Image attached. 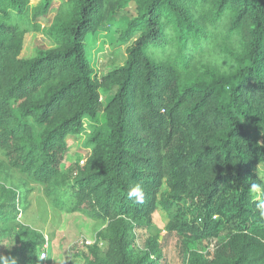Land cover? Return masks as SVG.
Returning a JSON list of instances; mask_svg holds the SVG:
<instances>
[{"label":"trees","instance_id":"1","mask_svg":"<svg viewBox=\"0 0 264 264\" xmlns=\"http://www.w3.org/2000/svg\"><path fill=\"white\" fill-rule=\"evenodd\" d=\"M52 1L0 0V151L25 177L0 178V264L42 263V234L15 222L29 184L104 221L107 251L87 247L86 264H164L169 242L184 264H264V0H65L54 46L21 58ZM130 3L126 59L99 76L87 34ZM78 135L73 173L60 166ZM137 184L141 203L127 198ZM160 207L166 233L138 248Z\"/></svg>","mask_w":264,"mask_h":264},{"label":"rangeland","instance_id":"2","mask_svg":"<svg viewBox=\"0 0 264 264\" xmlns=\"http://www.w3.org/2000/svg\"><path fill=\"white\" fill-rule=\"evenodd\" d=\"M38 0H31L34 5ZM65 0H53L52 6L45 17L39 18L41 32H29L24 36L23 48L20 57L32 58L41 49H49L54 45L45 35L46 30L52 22L55 12L60 3ZM136 16V9L133 3L112 19L105 21V29L96 34H87L86 53L90 65L97 75L113 66H120L126 59L125 49L127 44L122 43L120 35L127 22ZM105 95L102 94V98ZM84 135L68 138L67 150L61 161V169L74 170L82 165L85 156L88 154L83 147ZM7 160L0 151V178L9 176L7 185L12 182L16 187L21 185V179L25 177L18 171H10L6 164ZM29 192H26V189ZM72 206L71 202L67 207ZM15 222L28 226L43 236V247L40 252L41 264H86L87 247L97 245L103 252L107 251L108 243L98 237V233L105 227L104 221L91 218L85 210L70 212L66 209H59L48 198L42 186L29 184L24 189L20 204H17ZM172 211L162 207L158 208L152 218V227L149 229L140 228L136 230V246L141 248L149 236L166 233L165 227L171 218ZM13 237L15 234H11ZM45 251L46 257L41 258ZM164 264H184L182 253L176 249L175 242L166 245V258Z\"/></svg>","mask_w":264,"mask_h":264},{"label":"clouds","instance_id":"3","mask_svg":"<svg viewBox=\"0 0 264 264\" xmlns=\"http://www.w3.org/2000/svg\"><path fill=\"white\" fill-rule=\"evenodd\" d=\"M232 47L234 49L239 48V39L238 38H234V40L232 41ZM251 191L253 193H259L260 192V185L252 184ZM143 196H144V190H143L142 186L139 184L131 187L130 190L127 192V198L129 200H134L137 203H141L143 201ZM257 208L259 210L260 217L264 218V200H260L257 203Z\"/></svg>","mask_w":264,"mask_h":264},{"label":"built area","instance_id":"4","mask_svg":"<svg viewBox=\"0 0 264 264\" xmlns=\"http://www.w3.org/2000/svg\"><path fill=\"white\" fill-rule=\"evenodd\" d=\"M45 257H46V252L43 251V252L41 253V258L44 259Z\"/></svg>","mask_w":264,"mask_h":264}]
</instances>
